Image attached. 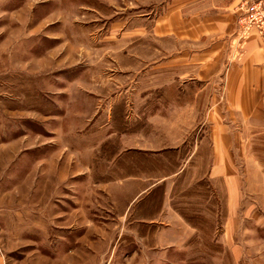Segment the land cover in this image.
Wrapping results in <instances>:
<instances>
[{
  "label": "rangeland",
  "instance_id": "1",
  "mask_svg": "<svg viewBox=\"0 0 264 264\" xmlns=\"http://www.w3.org/2000/svg\"><path fill=\"white\" fill-rule=\"evenodd\" d=\"M166 1L0 0L6 264H264V134L222 136L233 143L226 171L242 182L239 198L229 199L225 184L209 177L206 114L222 104L172 101L167 74H153L182 42L165 39L156 53L150 41L124 37ZM108 115L113 135L91 150L94 121L100 116L102 126ZM120 154L152 175L127 195L88 177L118 175V163L105 162ZM70 218L73 226L62 228ZM80 234L84 246H74Z\"/></svg>",
  "mask_w": 264,
  "mask_h": 264
},
{
  "label": "crops",
  "instance_id": "2",
  "mask_svg": "<svg viewBox=\"0 0 264 264\" xmlns=\"http://www.w3.org/2000/svg\"><path fill=\"white\" fill-rule=\"evenodd\" d=\"M244 2H261L264 6V0H167L161 14L151 20L145 18L146 16L137 17L135 26L126 29L124 35L126 40H143L142 45L145 41H150V48L156 53L161 52L159 44L165 39L182 42L183 49L171 50L165 62L161 64L158 61L153 64V74L157 75L156 78H160L159 74L164 72L167 74V85L173 88L170 91L172 101H180L176 97L182 95L184 101L190 104L208 103V100L222 104L221 107H213L212 112L206 114L212 141L209 145L214 153L209 177L225 184L228 198L231 200L239 198L242 182L239 175L232 177L226 171L225 155L226 151L232 149L233 143L231 139L225 144L222 136L241 133L264 134V43L256 33H252L244 43L239 40L237 21ZM95 81L90 78L87 84H98ZM24 85L30 91V74L24 75ZM193 114L195 115L194 111ZM100 118L99 116L94 121L93 136L89 138L93 141L89 147L91 150L99 148L113 135L110 116H107V123L102 126H99ZM138 132L123 131L120 135L124 138L129 137L128 134ZM127 154H120L113 161L111 159L105 162V165L109 166L118 163L120 169L115 177L106 175V179L96 181L91 179L92 175L89 174V179L101 182L104 186L113 184L124 195L131 192L135 185L144 183L145 179H152V175L142 172L137 164L129 163ZM230 161L231 165L235 166L233 156ZM130 165L134 169L129 170ZM89 172L91 173L90 168ZM167 178L155 176L153 179L159 183L167 182ZM162 204L163 208L167 206V193ZM140 214L143 218V212ZM172 214L180 219L177 213L172 211ZM70 219L71 223L68 220L63 223L62 228L73 226V218ZM78 236L74 246H84L85 235ZM65 239H69L68 234ZM0 264H6L1 253Z\"/></svg>",
  "mask_w": 264,
  "mask_h": 264
},
{
  "label": "built area",
  "instance_id": "3",
  "mask_svg": "<svg viewBox=\"0 0 264 264\" xmlns=\"http://www.w3.org/2000/svg\"><path fill=\"white\" fill-rule=\"evenodd\" d=\"M242 13L238 18V34L244 43L252 33H256L264 43V6L261 2L246 3L241 6Z\"/></svg>",
  "mask_w": 264,
  "mask_h": 264
},
{
  "label": "trees",
  "instance_id": "4",
  "mask_svg": "<svg viewBox=\"0 0 264 264\" xmlns=\"http://www.w3.org/2000/svg\"><path fill=\"white\" fill-rule=\"evenodd\" d=\"M161 190H163V189H161Z\"/></svg>",
  "mask_w": 264,
  "mask_h": 264
}]
</instances>
